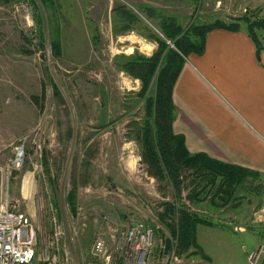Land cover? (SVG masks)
<instances>
[{
  "label": "rangeland",
  "instance_id": "374dc122",
  "mask_svg": "<svg viewBox=\"0 0 264 264\" xmlns=\"http://www.w3.org/2000/svg\"><path fill=\"white\" fill-rule=\"evenodd\" d=\"M117 5L139 22L123 31ZM144 6L182 29L225 17L264 19L262 0H0V196L30 217L40 242L47 214L66 233L78 221L73 248L85 258L100 232L126 221L149 224L158 243L170 237L156 212L174 190L147 174L135 141L154 81L143 93L120 67L158 53L150 34L166 40L141 14ZM168 48L175 49L170 40L161 54ZM254 186L262 183L250 180L227 202L190 203L183 190L179 204L211 225L196 229L203 254L176 248L175 264H250L253 253V264H264V188ZM155 259L163 264L164 255Z\"/></svg>",
  "mask_w": 264,
  "mask_h": 264
},
{
  "label": "trees",
  "instance_id": "16d2710c",
  "mask_svg": "<svg viewBox=\"0 0 264 264\" xmlns=\"http://www.w3.org/2000/svg\"><path fill=\"white\" fill-rule=\"evenodd\" d=\"M40 1L45 3L47 0ZM113 12L119 16L123 31L139 22L138 16L124 5L115 6ZM141 14L155 23L166 40L150 34L149 39L158 43V53L149 58L137 55L128 57L120 65L127 74L140 80L143 93L154 81V95L147 102L148 118L142 122L141 127H137L135 135V141L140 145V161L146 166L150 177L170 184L174 190V200L162 202L160 210L156 212V217L170 234V237L164 239L166 248H170L174 240L177 254L191 248L202 253L196 229L199 224L209 226L211 223L179 204L183 190L186 191L185 199L190 203L204 199L215 201L216 198L227 202L247 188L250 180H259L260 175L256 171L225 163L203 152L190 153L183 135L175 133L172 128L175 117L172 91L188 55H201L204 52L206 35L210 30L221 28L236 31L239 25L237 22L217 20L204 24L192 23L182 29L174 17L158 14L153 7L144 6ZM242 19L259 57L261 43L257 31H264V19ZM169 40L175 49L168 48L166 54L162 55ZM262 187L252 188L258 192Z\"/></svg>",
  "mask_w": 264,
  "mask_h": 264
},
{
  "label": "crops",
  "instance_id": "0c3cea01",
  "mask_svg": "<svg viewBox=\"0 0 264 264\" xmlns=\"http://www.w3.org/2000/svg\"><path fill=\"white\" fill-rule=\"evenodd\" d=\"M241 21L236 31L210 30L204 52L188 55L172 91V128L190 153L256 171L264 188V33L257 57Z\"/></svg>",
  "mask_w": 264,
  "mask_h": 264
},
{
  "label": "built area",
  "instance_id": "2783aa9c",
  "mask_svg": "<svg viewBox=\"0 0 264 264\" xmlns=\"http://www.w3.org/2000/svg\"><path fill=\"white\" fill-rule=\"evenodd\" d=\"M76 216L80 220L84 217L80 211ZM102 219L105 222L107 217ZM45 220L49 230L46 228L40 242L30 217L20 212L7 195H1L0 264H160L155 259L157 254L164 255L163 264H175L177 260L175 241L166 248L162 240L157 242L154 228L144 222L126 221L100 232L91 243L89 257L85 258L73 248L79 238L78 221L75 226L71 223L66 233L54 213L47 214ZM257 256L251 254L250 264Z\"/></svg>",
  "mask_w": 264,
  "mask_h": 264
}]
</instances>
